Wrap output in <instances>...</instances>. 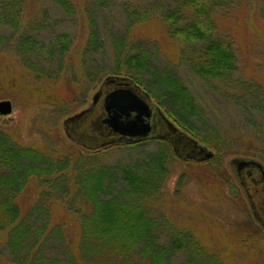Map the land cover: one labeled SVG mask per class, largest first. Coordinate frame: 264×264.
I'll use <instances>...</instances> for the list:
<instances>
[{
  "label": "rangeland",
  "instance_id": "obj_1",
  "mask_svg": "<svg viewBox=\"0 0 264 264\" xmlns=\"http://www.w3.org/2000/svg\"><path fill=\"white\" fill-rule=\"evenodd\" d=\"M71 3L67 12L53 0H23V17L13 24L12 6L0 0V99L11 102L10 111L0 114V129L8 142L41 152L53 148L52 171L72 175L95 161V166L110 173L103 181L105 197L127 189L118 178V165L136 163L135 169L141 173L140 163L149 162L154 176L146 202L154 222L150 235L170 247L168 258L158 264H264V202L252 204L239 181L251 164L237 170L233 161L255 160L264 165V146L257 150L246 137L264 129V0H224L211 12L213 35L229 41L235 59L225 78L211 81L193 72L180 55L179 44L166 35L155 12L160 0ZM91 30L97 34L95 41L89 38ZM61 31L68 35L63 49L49 41ZM24 33L35 39L28 47L17 42ZM139 49L150 55L144 69L129 66L125 59ZM161 69L180 78L199 113L177 112L170 99L168 104L162 79L157 76ZM110 74L131 79L147 93L150 104L212 155L206 159L179 155L168 138L159 136L95 147L70 137L67 118L91 107L93 95ZM257 98L261 100L259 110L254 105ZM52 183V176L49 180L30 177L16 198L22 208L40 200L49 206L47 219L62 222L61 237L42 242L43 256L56 257L57 264L150 263L140 248L132 249L126 263L113 252L101 256L98 244L78 246L76 208L81 204L68 193L73 184ZM31 219H37L36 213ZM178 233L184 242L176 247ZM6 239V229L0 228V264H24L14 259ZM193 241L199 248L192 246Z\"/></svg>",
  "mask_w": 264,
  "mask_h": 264
},
{
  "label": "trees",
  "instance_id": "obj_2",
  "mask_svg": "<svg viewBox=\"0 0 264 264\" xmlns=\"http://www.w3.org/2000/svg\"><path fill=\"white\" fill-rule=\"evenodd\" d=\"M3 1L8 7L12 6L11 21L13 24H18L20 21L17 19L22 18L24 14L21 6L23 0ZM53 1L67 12L71 11V0ZM92 1L100 4L103 0ZM160 1L155 12L163 21L166 35L183 48L179 49V53L185 57L193 72L205 81L225 78L234 68L235 59L229 41L213 35L214 22L211 16L216 5L224 0ZM39 23L43 22L37 24L40 25ZM88 35L91 41L97 38L93 30L89 31ZM31 40L35 39L27 33L17 38L18 44L25 47L31 43ZM49 41L51 45L56 44L63 49L68 42V35L61 31L55 33ZM125 56L129 66L135 65L140 68L146 67L150 60L149 53L142 49ZM157 76L162 79L160 83L166 91L167 97H165L168 104L169 99L174 101L172 104L176 105L177 112L184 114L200 112L188 88L177 75L161 69L157 72ZM260 102L258 98L254 100L256 109L261 106ZM166 110L172 115L170 109L166 108ZM261 111L264 116V106ZM174 119L178 120L176 117ZM191 135L196 136L194 132ZM247 136L257 150L264 146V129L262 133L256 131L255 134H247ZM197 138L203 143L218 147L215 142L207 138L198 136ZM41 151L32 147L15 146L8 142L4 131L0 129V228L6 229V244L13 252L14 259L17 257L18 261L24 264H57L58 262L56 257L43 256L40 248L47 238L61 237L62 222L49 221L47 219L49 206L38 199L25 208H22L16 200L28 178L49 180L51 176L52 184L72 183L73 187L68 193L81 204L76 208L78 246H82L81 243L85 242L98 244L100 245L98 252L101 256L106 258L113 252L116 257L124 259L125 262L134 248H140L143 254L148 255L149 264H158L168 258L169 245L158 242L156 237L153 238L150 235L154 222L147 210L146 202L150 197V193L147 192L148 186L154 176L149 162H139L141 173L136 171V163L118 165V178L126 183L127 189L105 197L102 195V186L105 177L109 175L108 178H110L107 169L95 166L96 162L92 161L84 167L80 166L79 168L84 169H79L72 175L70 172L58 169L52 171V165H55V158H53L55 151L51 147L46 152ZM237 152L249 154L244 151ZM258 156L261 157V155ZM35 213L37 219L33 220L31 216ZM183 239L182 233H178V242L175 246H180L184 242ZM196 244V241L192 242V246L199 248ZM115 256L114 259H116Z\"/></svg>",
  "mask_w": 264,
  "mask_h": 264
},
{
  "label": "water",
  "instance_id": "obj_3",
  "mask_svg": "<svg viewBox=\"0 0 264 264\" xmlns=\"http://www.w3.org/2000/svg\"><path fill=\"white\" fill-rule=\"evenodd\" d=\"M10 109V100L0 99V114L8 113ZM67 121V134L87 147L159 136L168 138L179 155L187 154L195 159L212 155L210 149L199 144L157 106L150 104L147 93L124 76L107 75L100 91L93 95L91 107L69 116ZM233 161L237 170L251 164L247 165L245 174L239 175V181L252 204L258 200L264 202V165L255 160ZM262 223L264 225V221Z\"/></svg>",
  "mask_w": 264,
  "mask_h": 264
}]
</instances>
